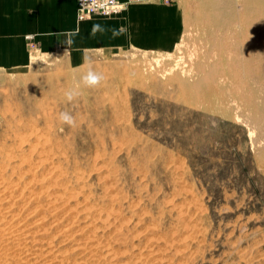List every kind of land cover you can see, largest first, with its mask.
I'll return each mask as SVG.
<instances>
[{
    "label": "rangeland",
    "instance_id": "1",
    "mask_svg": "<svg viewBox=\"0 0 264 264\" xmlns=\"http://www.w3.org/2000/svg\"><path fill=\"white\" fill-rule=\"evenodd\" d=\"M227 1L164 0L168 53L0 71V264H264V0Z\"/></svg>",
    "mask_w": 264,
    "mask_h": 264
},
{
    "label": "crops",
    "instance_id": "2",
    "mask_svg": "<svg viewBox=\"0 0 264 264\" xmlns=\"http://www.w3.org/2000/svg\"><path fill=\"white\" fill-rule=\"evenodd\" d=\"M118 1L122 9L116 16L78 21L76 0H0V71L25 69L32 52L61 55L75 70L125 50L175 49L183 21L175 3Z\"/></svg>",
    "mask_w": 264,
    "mask_h": 264
},
{
    "label": "built area",
    "instance_id": "3",
    "mask_svg": "<svg viewBox=\"0 0 264 264\" xmlns=\"http://www.w3.org/2000/svg\"><path fill=\"white\" fill-rule=\"evenodd\" d=\"M138 0H127V2H136ZM78 21H85L91 17H110L117 15L121 9L122 4L118 0H76ZM31 37H26V41L31 47L34 43L31 42Z\"/></svg>",
    "mask_w": 264,
    "mask_h": 264
},
{
    "label": "bare ground",
    "instance_id": "4",
    "mask_svg": "<svg viewBox=\"0 0 264 264\" xmlns=\"http://www.w3.org/2000/svg\"><path fill=\"white\" fill-rule=\"evenodd\" d=\"M246 2L244 3V1H243V3H241L242 2V0H236V2H235V4H236V8L238 9L237 11H235V13L238 15V16H241L242 14H241V9H242V6H245V9L247 8V7H249V6H251L252 5V8L253 9H255L256 8V5H257V2H258V0H245ZM232 2V0H228L227 1V3L228 4H232L231 3ZM243 4V5H242ZM256 12H257V10H256ZM76 13H77V7H76ZM229 15H233L232 13H228ZM256 18V17H255ZM256 24V23H255ZM253 27H257V25H252ZM255 43V40L254 41H252V43ZM252 45V44H251ZM244 49V47L242 48L241 47V49L240 50H243ZM249 50L251 49V53H253V54H257L258 53V49L256 48V45L255 44H253V47H250V48H248ZM46 83V82H45ZM4 208V207H3ZM2 208V209H3ZM1 209V211H3ZM8 212H10V211H8ZM8 212H7V215H8ZM6 214V213H5ZM5 216V215H4ZM18 220V219H17ZM19 222V221H18ZM21 222V221H20ZM35 223V222H34ZM33 224V223H32ZM16 226V225H15ZM13 226H11V228H12ZM21 227V226H20ZM9 228V227H8ZM8 228L6 229V230H8ZM11 228L9 229V230H11ZM22 228V227H21ZM1 229V228H0ZM5 230V231H6ZM8 230V231H9ZM17 230V232L19 231L20 232V229H16ZM22 230V229H21ZM1 231V230H0ZM4 230H2L1 231V233L3 232ZM39 231V230H38ZM10 232V231H9ZM14 232V231H13ZM12 232V233H13ZM16 232V231H15ZM14 232V233H15ZM25 233V232H24ZM24 233H20L21 234V237H22V235L24 234ZM5 234V233H4ZM8 234V233H7ZM9 234H11V232L9 233ZM27 234H28V232H27ZM19 235V234H18ZM25 235V234H24ZM3 236H5V235H3ZM0 237H2V234H1V236ZM8 237V236H7ZM7 237H6V239H7ZM11 237V236H10ZM25 237V236H24ZM26 237H27V235H26ZM83 237V236H82ZM12 239H13V236L11 237ZM23 238V237H22ZM30 238V237H29ZM41 238V237H40ZM1 239V238H0ZM2 239H3V237H2ZM6 239L4 240L5 242H6ZM26 239V238H25ZM87 239V238H86ZM11 240V239H10ZM21 240V239H20ZM26 240H28V238L26 239ZM81 240V239H80ZM1 241V240H0ZM4 241H3V243H4ZM17 241H19L18 239H17ZM17 241H15L16 243H17ZM33 242H34V240H32ZM21 242V241H20ZM24 242H25V240H24ZM93 243V242H92ZM1 244H2V242H1ZM12 244V243H11ZM21 244V243H20ZM91 244V243H90ZM89 243H82V246L83 247H85V249H88L89 248V251H91V245H90ZM3 245V244H2ZM16 245V244H15ZM28 245V244H27ZM31 245V244H30ZM81 245V244H80ZM19 246V245H18ZM21 246V245H20ZM25 246V245H24ZM13 248H14V245H13ZM27 250V249H26ZM25 250V251H26ZM84 250V249H83ZM15 251V250H14ZM24 251V252H25ZM85 251V250H84ZM23 252V253H24ZM27 252V251H26ZM48 252V251H47ZM50 252V251H49ZM86 252V251H85ZM18 253V252H17ZM89 253V252H88ZM108 253V252H107ZM25 254V253H24ZM82 254V253H81ZM14 255V254H13ZM16 255V254H15ZM14 255V256H15ZM29 255H32V254H29ZM34 255V254H33ZM90 255H91V253H90ZM94 255V254H93ZM18 256V255H17ZM28 256V255H27ZM44 256V255H43ZM16 257V256H15ZM26 257V256H25ZM52 258H53V256H51ZM32 258V257H31ZM48 258H50V256H48ZM65 258V257H64ZM36 259H38V258H36ZM35 259V260H36ZM54 259V258H53ZM26 260V259H25ZM46 260V259H45ZM45 260H44V263H45ZM48 260H50V259H48ZM55 260V259H54ZM19 261H20V259H19ZM40 261V260H39ZM51 261V260H50ZM49 261V262H50ZM33 262V261H32ZM48 262V261H47ZM29 263V262H28ZM55 263V262H54ZM38 264H40V263H38Z\"/></svg>",
    "mask_w": 264,
    "mask_h": 264
},
{
    "label": "clouds",
    "instance_id": "5",
    "mask_svg": "<svg viewBox=\"0 0 264 264\" xmlns=\"http://www.w3.org/2000/svg\"><path fill=\"white\" fill-rule=\"evenodd\" d=\"M102 79H103V77L100 74L94 73L91 70H89L88 74L83 77L84 83L87 86H90V87H94V86L98 85ZM66 95H67V98L69 100H71V99H73L74 93L68 92V93H66ZM61 119L65 123H68V124H73L74 123L72 118L67 113H62L61 114Z\"/></svg>",
    "mask_w": 264,
    "mask_h": 264
}]
</instances>
